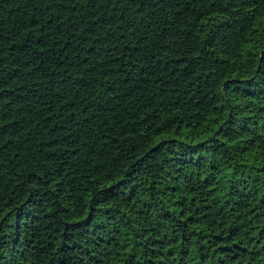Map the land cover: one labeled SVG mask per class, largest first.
I'll return each mask as SVG.
<instances>
[{"label": "trees", "instance_id": "obj_1", "mask_svg": "<svg viewBox=\"0 0 264 264\" xmlns=\"http://www.w3.org/2000/svg\"><path fill=\"white\" fill-rule=\"evenodd\" d=\"M0 264H264V0H0Z\"/></svg>", "mask_w": 264, "mask_h": 264}]
</instances>
